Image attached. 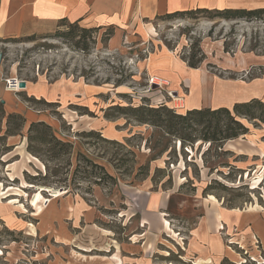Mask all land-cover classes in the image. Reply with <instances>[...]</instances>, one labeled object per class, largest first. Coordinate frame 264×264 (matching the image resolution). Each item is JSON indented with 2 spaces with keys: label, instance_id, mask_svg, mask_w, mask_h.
I'll list each match as a JSON object with an SVG mask.
<instances>
[{
  "label": "rangeland",
  "instance_id": "1",
  "mask_svg": "<svg viewBox=\"0 0 264 264\" xmlns=\"http://www.w3.org/2000/svg\"><path fill=\"white\" fill-rule=\"evenodd\" d=\"M85 29L59 24L34 40L0 41V84L5 92L7 80L12 78L26 81L29 91L44 82L46 88L36 86L31 92L41 96L36 99L48 103H57L53 102L56 99L61 103L57 94L66 95L70 84L90 89L88 95L83 92L70 98L71 103L51 107L24 104V99L31 97L27 88L11 93L12 103L3 99L7 107H14L15 113L23 116L28 113L29 120L34 118L30 112L38 118L45 116L56 134L73 143L74 156L69 172V167L59 165L63 172L69 173L65 175L69 177L67 187L65 183L32 185L27 175L37 177L41 172L45 176L46 167L24 151L21 141L23 137L28 146V124L15 138L0 140V264H115L117 255L124 261L123 247H129L130 239L141 230L139 217L135 216L138 202L145 204L155 192L169 194L177 189L184 195L178 201L189 200V207L180 212L175 208V213L184 218L189 215L192 222L195 217L191 209L197 216L202 213L201 207L194 208L195 200L208 195L212 203L220 201L227 208L264 207V158L261 159L262 152L253 157L251 151L254 149L251 146L264 143V127L254 129L256 138L250 134L220 149L201 142L193 149H182L180 141H170L152 126L140 125L125 116L106 118L107 114L117 115L108 110L116 105L158 107L164 103L181 113L189 105L217 107L215 81L248 82L264 74L262 66H253L244 74L229 70L239 69L242 59L239 55L247 54L257 41L264 46L263 21H225L209 13L161 18L142 35L128 33L117 47L106 41L107 31ZM198 40L206 60L197 76L192 73L182 78L179 88L175 81L181 76L175 66L172 75L175 79L168 88L150 79L145 62L152 52L169 49V55L183 61ZM226 40L230 53L225 52ZM194 79L201 86L198 102L195 97L189 98ZM59 84L66 88L58 91ZM73 106L87 108L90 115L81 117L79 112L75 115L68 112ZM7 111L6 115L0 111V137L6 135ZM91 131L100 136L82 135ZM78 152L104 166L117 184L104 180L95 185L96 178L87 175H79L71 183ZM245 152L250 155L242 154ZM50 166L58 168L55 163ZM143 167L147 170L141 171ZM207 186L212 189L205 193ZM62 189L65 191L60 192ZM57 191L60 195L54 197ZM171 236L180 246L164 235L147 258L126 263L191 264L183 253V237L172 232ZM233 246L235 256L226 258L222 264H264L261 245Z\"/></svg>",
  "mask_w": 264,
  "mask_h": 264
},
{
  "label": "crops",
  "instance_id": "2",
  "mask_svg": "<svg viewBox=\"0 0 264 264\" xmlns=\"http://www.w3.org/2000/svg\"><path fill=\"white\" fill-rule=\"evenodd\" d=\"M197 9H264V0H0V40L21 39L45 34L56 29L61 21H66L69 24L78 23L82 28H99L105 32L111 27L114 28V35L108 43L117 47L123 37L128 36V33L134 31L142 35V32L153 25L158 17ZM169 52V49L164 48L152 52L146 58V71L152 81L159 80L163 86L168 88L169 83L175 79L172 75L176 66L181 77L178 80L176 79L175 82L177 87L181 88L179 82L182 81V78L189 77L192 73L197 76L200 68H190L184 61H177L172 54L169 55ZM239 57H242L238 65L239 69H229L230 71L244 74L251 70L253 66L264 67V55L242 53ZM36 86L46 88L47 85L44 82H39L30 87L29 91V84L27 83V90L30 96L34 98L41 97L31 92ZM58 86V91L64 87L60 84ZM200 87L198 81H195V79L191 81L193 92L189 98L195 97L198 102ZM58 91L57 93H59ZM83 92L88 95L90 89L81 85L70 84L68 93L66 95H64V92L61 93V97L57 94V97L64 104L70 98L83 95ZM11 93L14 92L9 90L5 92L4 87L0 84L1 101L5 99L6 101L10 100L12 103ZM214 93L219 105L213 108H231L236 103L248 102L252 99L264 100V74L248 82L219 79L214 82ZM53 102L61 104L58 99ZM23 103L29 105L25 101ZM68 103H71V101H68ZM4 105L5 110H8V114L16 112L13 106L7 107V103ZM205 107L197 104L189 105L186 110ZM68 112L74 115L77 113L74 109ZM30 114L34 116L31 120H29V114H25L28 128L31 123L39 121H44L53 127L45 116L38 118L33 112H30ZM77 114L81 117L86 116ZM261 127H264V125ZM260 128H251L250 134H253L256 138V131H253L254 129L260 130ZM56 135L61 140L68 141L58 134ZM249 135L235 141L248 138ZM22 140L24 151L40 162L27 152V145L24 144L25 139L23 137ZM15 145L17 144L14 143L13 146L15 147ZM251 149H253L251 150L253 157L260 156L258 153L262 152L261 156L263 157L261 159L264 158V143L260 146H251ZM242 154L245 156L250 155L248 152ZM183 196L175 189L172 192L169 191V194L155 192L152 194V198L148 199V202L145 201V204L138 202L135 216L139 217L140 233L135 234L130 239L129 247H123L124 251L121 257L124 261L117 255L114 258L115 264L138 262L143 258H147L161 244L164 235L174 240L171 232L179 233L180 238L183 237L181 238L185 242L183 253L191 264H222L224 259L235 256L233 245L237 244L249 247L261 245L264 249V207L257 204L261 207L260 209L249 210L248 207L243 210L227 208L218 200L217 204L212 203L208 199L210 196L208 195L207 198L195 200L194 208L201 207L202 213L197 216L196 211L191 209L195 217V222H192L189 215L184 218L175 213V208L180 212V210L184 211L185 208L189 207V200L182 199L178 201V198ZM252 205H255V203ZM176 244L180 246L179 243L176 242ZM126 259L130 261H125Z\"/></svg>",
  "mask_w": 264,
  "mask_h": 264
},
{
  "label": "trees",
  "instance_id": "3",
  "mask_svg": "<svg viewBox=\"0 0 264 264\" xmlns=\"http://www.w3.org/2000/svg\"><path fill=\"white\" fill-rule=\"evenodd\" d=\"M193 13H209L213 18H220L225 21H263L264 9L255 10H207L197 9L186 12H176L161 18H177ZM62 25L68 24L71 28H79L78 23L69 24L66 21H61ZM99 29V28H98ZM96 29V30H98ZM86 30V29H85ZM100 30V29H99ZM114 35V28H109L105 33L106 41L108 42ZM36 36L27 37L28 40H34ZM22 39V38H21ZM20 39L0 40L6 42H17ZM228 41H225V52L230 53ZM260 42L257 41L246 53H254L256 55H264V46L261 47ZM262 50V51H260ZM183 61L192 69H198L206 60V55L201 48V40L196 41L192 47L191 52L183 56ZM28 103L35 105L59 106L56 103H48L44 100H38L32 97L24 99ZM75 111L80 115H90L85 107L73 106ZM116 112L117 115L107 114V119H113L116 116H125L131 120H135L140 125H149L156 130L163 132L169 137L170 141H180L182 149L195 147L196 143L201 142V145L209 144L211 148L220 149L230 141L238 140L251 133V125L253 128H260L264 125V100L252 99L248 102L236 103L233 107L212 108L205 107L200 109L188 110L184 113L177 112L175 109L168 107L166 104H161L158 107H151L147 104H140L138 106H121L116 105L108 109ZM0 111L6 115L5 105L0 101ZM27 124L25 116L18 113H10L7 116V130L6 135L0 137L3 140L8 137L17 136L20 134L22 128ZM15 125V127H13ZM1 130V129H0ZM83 136L93 137L100 136V133L91 131L89 133H82ZM107 143H116L103 139ZM27 152L40 159L45 167V176L39 172V176L30 177L27 175V180L32 185L52 186L53 184L65 183L66 187L69 177L65 175L69 172L73 165L72 159L74 156V145L71 142L63 141L57 137L51 125L44 121L33 122L28 128L27 135ZM12 151V149L7 150ZM57 164L58 168L52 169L50 164ZM59 165L68 168V172H63ZM147 170L141 168V171ZM69 174V173H68ZM79 175H87L90 178H96L95 185H101L105 180L117 184V179L114 178L104 166L96 163L93 159L82 152L76 155V165L73 171L72 182L76 181ZM41 178V179H40ZM189 183V182H188ZM183 187V186H182ZM211 186H207L204 192H209ZM69 193V192H68ZM233 206H231L232 208ZM227 259H224L223 263Z\"/></svg>",
  "mask_w": 264,
  "mask_h": 264
},
{
  "label": "built area",
  "instance_id": "4",
  "mask_svg": "<svg viewBox=\"0 0 264 264\" xmlns=\"http://www.w3.org/2000/svg\"><path fill=\"white\" fill-rule=\"evenodd\" d=\"M7 83H8V90L11 92L16 93L22 90L20 88V80L18 79L15 78L9 79L7 80Z\"/></svg>",
  "mask_w": 264,
  "mask_h": 264
},
{
  "label": "water",
  "instance_id": "5",
  "mask_svg": "<svg viewBox=\"0 0 264 264\" xmlns=\"http://www.w3.org/2000/svg\"><path fill=\"white\" fill-rule=\"evenodd\" d=\"M20 88L22 90H25L27 88V82L26 81H20ZM1 102H2V104H5V101L4 100H2ZM64 191H65L64 189L60 190V192H64ZM42 192H46V190L43 189Z\"/></svg>",
  "mask_w": 264,
  "mask_h": 264
},
{
  "label": "bare ground",
  "instance_id": "6",
  "mask_svg": "<svg viewBox=\"0 0 264 264\" xmlns=\"http://www.w3.org/2000/svg\"><path fill=\"white\" fill-rule=\"evenodd\" d=\"M154 81H155L156 83H159V84L161 83V81H159V80H158V81H157V80H154ZM164 83H165V82H164ZM256 181H257V180H256ZM254 182H255V181H254ZM260 182H261V180H259L258 182L254 183V186H253V187H256ZM54 191H55V190H54ZM59 195H60V192L57 191V192L54 193L53 196H54V197H58ZM253 208H254V207H253ZM251 209H252V208H250L249 210H251Z\"/></svg>",
  "mask_w": 264,
  "mask_h": 264
}]
</instances>
